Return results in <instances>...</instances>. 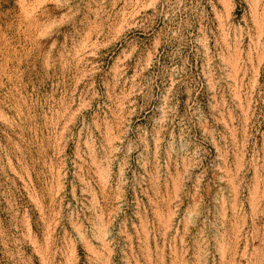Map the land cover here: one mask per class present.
Listing matches in <instances>:
<instances>
[{"label": "rangeland", "instance_id": "1", "mask_svg": "<svg viewBox=\"0 0 264 264\" xmlns=\"http://www.w3.org/2000/svg\"><path fill=\"white\" fill-rule=\"evenodd\" d=\"M0 264H264V0H0Z\"/></svg>", "mask_w": 264, "mask_h": 264}]
</instances>
